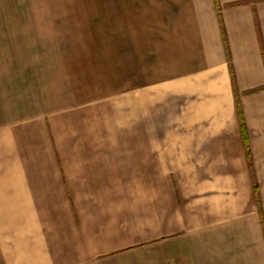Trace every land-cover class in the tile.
Segmentation results:
<instances>
[{
  "label": "crops",
  "instance_id": "1",
  "mask_svg": "<svg viewBox=\"0 0 264 264\" xmlns=\"http://www.w3.org/2000/svg\"><path fill=\"white\" fill-rule=\"evenodd\" d=\"M99 1L104 73L0 23V264H264V0Z\"/></svg>",
  "mask_w": 264,
  "mask_h": 264
},
{
  "label": "rangeland",
  "instance_id": "2",
  "mask_svg": "<svg viewBox=\"0 0 264 264\" xmlns=\"http://www.w3.org/2000/svg\"><path fill=\"white\" fill-rule=\"evenodd\" d=\"M104 8V2L99 0H3L0 23L15 25L17 33L12 40L30 47L22 54L24 62L34 57V63L39 62L42 69L45 62L48 67L57 60L47 61L54 54L75 56L80 62L78 57L84 53L88 57L90 52L97 59L95 70L104 73L106 18L99 15ZM91 42H97L94 52L90 49ZM66 68L70 70L68 65Z\"/></svg>",
  "mask_w": 264,
  "mask_h": 264
}]
</instances>
